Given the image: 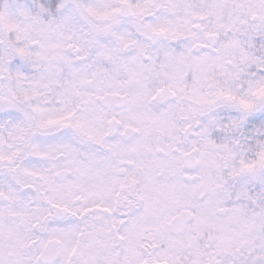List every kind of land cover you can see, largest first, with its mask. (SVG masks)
Listing matches in <instances>:
<instances>
[{
	"label": "snow or ice",
	"instance_id": "obj_1",
	"mask_svg": "<svg viewBox=\"0 0 264 264\" xmlns=\"http://www.w3.org/2000/svg\"><path fill=\"white\" fill-rule=\"evenodd\" d=\"M0 264H264V0H0Z\"/></svg>",
	"mask_w": 264,
	"mask_h": 264
}]
</instances>
